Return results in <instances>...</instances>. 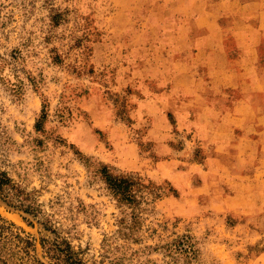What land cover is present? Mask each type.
<instances>
[{"label":"rangeland","instance_id":"374dc122","mask_svg":"<svg viewBox=\"0 0 264 264\" xmlns=\"http://www.w3.org/2000/svg\"><path fill=\"white\" fill-rule=\"evenodd\" d=\"M250 1L0 0V169L87 264H264V226L231 211L230 175L184 124L213 121L208 91L223 87L200 49L222 67L235 58ZM99 164L152 182L138 243L115 237L120 213L93 176ZM0 214L46 234L1 199ZM185 236L193 259L166 249Z\"/></svg>","mask_w":264,"mask_h":264},{"label":"crops","instance_id":"0c3cea01","mask_svg":"<svg viewBox=\"0 0 264 264\" xmlns=\"http://www.w3.org/2000/svg\"><path fill=\"white\" fill-rule=\"evenodd\" d=\"M242 9L247 13L248 26L244 37L239 38L242 41H237L240 52L235 58H224L227 65L222 67L217 64L218 60L214 59L211 50L207 47L200 49L204 52V62L199 64L208 66V74L220 80L223 87L217 88L216 85L208 91L213 96L210 105L207 104L209 112L213 113V121H204L203 124L198 114L199 119L185 121L184 124L201 132L197 135L198 140L209 138L208 142L213 144L214 172L230 175V188L234 191L231 211L236 216L244 214L246 221L260 223L259 226L263 227L264 0H252ZM231 93H237L238 97L233 98ZM204 94L206 92L192 94L196 98L193 101L196 108H204ZM190 101L187 100L186 108H192Z\"/></svg>","mask_w":264,"mask_h":264},{"label":"trees","instance_id":"16d2710c","mask_svg":"<svg viewBox=\"0 0 264 264\" xmlns=\"http://www.w3.org/2000/svg\"><path fill=\"white\" fill-rule=\"evenodd\" d=\"M46 117L44 106L42 116L35 124L36 131H43ZM83 160L89 161L85 157ZM94 169L93 176L103 181L119 209L115 237L125 243H138L143 227V213L148 204V189L151 188L152 182L133 174L114 173L104 164H99ZM0 199L8 207L23 213V221L28 226L34 227L33 221H37L46 233L36 238L0 214V264H87L83 250L76 249L72 242L60 233L36 197L1 169ZM166 249L173 256L184 255L190 259L196 257L191 238L187 236L167 245ZM118 263L115 260L113 264Z\"/></svg>","mask_w":264,"mask_h":264}]
</instances>
